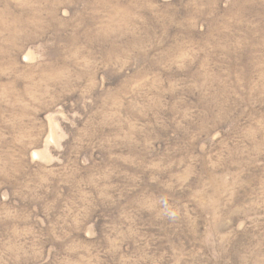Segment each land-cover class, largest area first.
<instances>
[{"label":"rangeland","instance_id":"rangeland-1","mask_svg":"<svg viewBox=\"0 0 264 264\" xmlns=\"http://www.w3.org/2000/svg\"><path fill=\"white\" fill-rule=\"evenodd\" d=\"M0 264H264V0H0Z\"/></svg>","mask_w":264,"mask_h":264}]
</instances>
